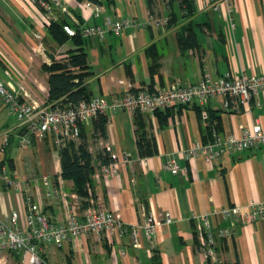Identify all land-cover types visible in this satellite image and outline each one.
Returning <instances> with one entry per match:
<instances>
[{
	"label": "crops",
	"instance_id": "0c3cea01",
	"mask_svg": "<svg viewBox=\"0 0 264 264\" xmlns=\"http://www.w3.org/2000/svg\"><path fill=\"white\" fill-rule=\"evenodd\" d=\"M58 1L62 8L55 7L56 18L74 27L102 24L107 16L142 21L148 13L160 12L171 17L165 27L132 24L119 34L81 35L91 71L85 80L90 95L110 99L127 89L154 90L177 81L191 84L206 76L264 74V0H232V35L221 4L217 10H206L197 0L188 15L174 0L168 4L163 0H99L103 11L95 15L85 0ZM188 28L194 42H182L181 34ZM37 30L43 35L44 55L31 53ZM75 47L70 37L62 43L51 38L36 4L0 0V79L7 86L16 89L22 84L38 100L46 101L48 72L42 65L53 58L64 59ZM222 101L215 96L203 104L169 106L158 115L142 113L151 151L144 155L137 147L134 111L107 108L105 137L93 134L91 119L84 127L85 144L92 154L91 191L82 198L73 181L60 175V145L54 137L19 146L20 128L0 97V146L5 129H10L5 151L0 149V162L20 185L13 188L0 178V212L17 210L24 227L28 195L53 222L64 221L70 212L83 216L91 206L127 224H139L146 213L155 219L167 213L171 219L159 224L153 250L142 229L139 246L131 245L126 236L85 232L62 246L41 243L39 251L48 264H264V217L233 221L234 216L221 212L264 201V145L226 153L213 162H206L201 154L185 156L193 144L209 139L210 122H218L221 133L240 135L254 124L264 131V90L247 109H226ZM202 112L210 120L203 119ZM104 148L118 167L116 173L105 174L101 169L96 154ZM5 157L11 159L12 168ZM169 157L185 171L164 169L162 164ZM203 214L215 238V254L208 258L196 244L195 222H204L195 217ZM233 222L231 234L219 235L218 229L229 228ZM27 260V252L0 248V264H27Z\"/></svg>",
	"mask_w": 264,
	"mask_h": 264
},
{
	"label": "built area",
	"instance_id": "2783aa9c",
	"mask_svg": "<svg viewBox=\"0 0 264 264\" xmlns=\"http://www.w3.org/2000/svg\"><path fill=\"white\" fill-rule=\"evenodd\" d=\"M36 4L42 11V23L48 25L52 19H56L55 7H61L58 0H27ZM171 0H163L168 4ZM184 11L186 1L194 4L197 0H174ZM206 10H217L219 4L224 8L228 20L230 34L234 28V5L232 0H200ZM85 5L91 6L95 15L103 11L99 0H85ZM62 8V7H61ZM64 8V7H63ZM170 15L163 13H148L142 21L130 17L111 18L105 17L102 24L71 26L63 25V30L68 35H74L76 31L82 36L96 35L102 37L105 32L111 31L119 34L127 26L141 24L151 27H165L170 23ZM33 36L37 39L36 44L31 46L32 54L44 55V48L41 42L42 33L38 30ZM5 73L10 75L6 68ZM19 88L7 86L0 79V97L3 103L15 116L16 127L22 129L18 138L19 146H26L32 139L41 140L48 135L54 137V142L61 145L64 141L75 139L79 136L80 124H87L92 118L104 113L107 108L112 110L128 109L140 110L154 113L156 110H164L169 106L190 104L197 102L205 103L209 98L221 97L223 107L226 109L249 108L251 101L257 98L260 91L264 90V74L236 75L225 74L218 77L206 76L191 84L173 82L164 87L149 90L146 87L127 89L120 95L112 96L110 99L102 95H92L87 100L68 102L65 105L40 101L32 92L22 84ZM202 118L206 113L202 112ZM10 129H5L3 143L0 149L6 146L7 134ZM264 145V131L259 124H254L251 129H243L240 135L234 133H221L214 127L211 128L210 137L205 142H196L188 151L186 157L191 158L195 154H201L206 162L216 161L226 153L230 154L245 149L258 148ZM164 169L173 173L184 172L185 167L181 166L173 157H169L163 164ZM105 174L116 173L118 170L114 162L102 165ZM0 178L13 188L20 187L19 182L8 176L5 167L0 164ZM89 192L91 188H88ZM25 204V226L19 223V212L10 210L7 214L0 212V248L18 250L28 253L27 264H48L41 256L39 245L41 243L62 246L73 238L85 233L92 232L100 235L106 232L118 237L126 236L128 242L133 246H139L140 240L138 231L142 229L149 246L153 250L156 243V232L160 223L171 221L167 213L161 214L162 219H155L149 213L143 214L139 224H127L111 212L90 207L85 215L80 216L76 212H70L62 222H53L41 210L40 206L31 196L26 195ZM223 214L234 216L233 221H250L264 217V201L248 202L238 207L224 208ZM202 218L204 224L199 223ZM195 235L197 247L204 258L212 257L215 254V238L207 221L206 214L195 217ZM235 223L226 229H218L219 235H229L234 230ZM123 253V250H119Z\"/></svg>",
	"mask_w": 264,
	"mask_h": 264
},
{
	"label": "trees",
	"instance_id": "16d2710c",
	"mask_svg": "<svg viewBox=\"0 0 264 264\" xmlns=\"http://www.w3.org/2000/svg\"><path fill=\"white\" fill-rule=\"evenodd\" d=\"M180 7V6H179ZM193 4L186 1V13L191 14ZM66 21L59 18L52 19L46 30L51 38L57 43H62L68 37H70L76 47L72 50H68L64 59L59 60L53 58L49 64H43L42 67L48 72V93L46 101L48 103H56L65 105L68 102H77L79 100H87L92 95L88 92L87 85L85 83L86 78L91 74L89 70V64L87 62L86 52L82 46L83 39L81 34L76 31L74 35H68L63 30V25ZM188 28L186 32H182V42L189 40L194 42V34ZM184 33V34H183ZM151 49V47H150ZM165 108L164 110H166ZM164 110H156L154 114H160ZM142 113H146L140 110H134V116L136 121V142L140 154H149L150 145L146 137V132L143 124ZM93 134L98 133L100 137H105V123L106 117L103 113L96 115L94 118ZM209 114L207 113V118ZM212 123V127L218 129L219 123ZM86 124H80L79 136L77 142L75 139H69L64 141L59 148L60 165H61V177L63 179H71L73 181L74 190L77 194L84 198L88 196V188H91V175L93 173L92 154L85 144V127ZM219 131V130H218ZM22 129H20V132ZM5 147L3 148V151ZM96 157L100 161V164L105 165L113 162V157L104 148L97 152ZM4 162H7L9 168H12L11 159L5 157ZM3 165V162H0ZM85 204V202H82Z\"/></svg>",
	"mask_w": 264,
	"mask_h": 264
}]
</instances>
